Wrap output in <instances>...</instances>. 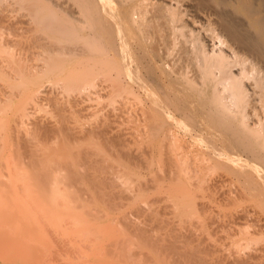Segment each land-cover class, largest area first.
Listing matches in <instances>:
<instances>
[{
  "label": "bare ground",
  "instance_id": "bare-ground-1",
  "mask_svg": "<svg viewBox=\"0 0 264 264\" xmlns=\"http://www.w3.org/2000/svg\"><path fill=\"white\" fill-rule=\"evenodd\" d=\"M45 82L67 99L93 90L129 136L120 120L119 130L105 116L81 122L68 100H55L53 122L28 123L27 105ZM0 160V241H33L25 221L85 201L83 191L88 208L144 201L155 186L188 214L199 195H214L218 186L207 189L220 169L225 239L238 254L229 256L259 264L264 0H0ZM135 169L150 177L142 182ZM176 253L195 264L192 252Z\"/></svg>",
  "mask_w": 264,
  "mask_h": 264
},
{
  "label": "rangeland",
  "instance_id": "rangeland-1",
  "mask_svg": "<svg viewBox=\"0 0 264 264\" xmlns=\"http://www.w3.org/2000/svg\"><path fill=\"white\" fill-rule=\"evenodd\" d=\"M52 86L51 83L45 82L43 86L40 87V92H38L37 96L31 100L30 105H27V112H29L28 123L31 121L42 123L53 122L57 118L54 108L55 100L58 102H65L68 100L69 105L80 112V117L85 115L82 118H86L81 119V122H86L90 119L93 120L94 117L104 119L103 117L105 116L108 121L112 120L111 125L116 130L118 128L120 129L117 122L120 119L115 115V111L111 108L112 106L108 104L105 99H103V102H97L98 99L95 97L97 95H94L96 93L93 92V90L91 91L92 93L90 92L84 95L77 94V96L73 95L71 98L69 97L67 99L66 95L63 97V94L58 93L60 89L56 87L53 88ZM53 98L54 102L52 101ZM92 113H94V115L89 118V114ZM116 122L118 125H116ZM121 122L123 123L122 118L120 120V123ZM120 125L124 127V129L121 128V130H125L123 133L128 137L129 134H127V132L129 129H125L127 124L123 123ZM66 160L71 161L72 157H66ZM81 162H84V160ZM0 163H2V160H0ZM81 167L85 168V166L81 164L80 167L78 166L75 168L80 170ZM155 167H153L154 170ZM13 169L17 171L19 168H16V170L15 168ZM24 169L25 167H23V170ZM0 170V180H2L1 173L5 170L4 167L1 168V165ZM137 170L138 169H135L134 172H141L140 174H144L143 178H139L144 182L145 179H147V174L148 176L150 174L147 173L149 171L146 169ZM64 171L66 172V170ZM155 171L158 173V170ZM80 172L82 173L84 171L81 169ZM215 172H218V174H213L210 180L212 181L214 178V185H212V181L211 188L207 189L212 190L218 186L216 187V191H214V189L212 191L214 195L210 194L206 197L208 192L211 193V191L207 190V194L202 196L204 199L199 195L200 197L195 199V201H198L196 202L198 203L196 205V210L192 206H189L188 209H190V207L193 209H190L191 212L188 211V214L185 210L187 206L183 207L185 210L184 212L182 210L183 208L181 209L183 214L178 212L181 211L180 207L177 206L178 203L174 206L176 201L169 198L165 189H160L155 186L151 187L153 189L152 191L149 190L151 189L149 188L144 193L145 196L148 192L144 201L140 200L139 202L137 201L139 199L133 198L131 200H123L122 202V199L117 198L115 202L108 203L109 206L105 204L107 206L106 208H111L109 210L107 209L108 211H106L105 208H100L104 203L99 201L93 202L94 200L92 201L94 204H87V208L86 203L90 201L88 200L89 202H87V199L83 197H87L86 195H88V192L86 191L87 194H85L84 191L82 193L81 190V193L84 194L82 199L85 201L68 202V205H66V203L62 206L63 208H61L62 204L60 202L62 200H58L56 203L61 204L59 206L61 209H59V207L54 208L52 209L53 212L49 209L47 210L49 211L48 214L47 211L43 213L39 212V214L36 213L38 216L34 215L27 220V222L25 221L24 224L32 225L34 233L35 231L37 233H33V241L26 242L25 244L23 240H18L19 238L13 239L12 241H0V264H176V262L177 264H182L176 253L178 252L179 254L182 250L193 253V256H195V264H236L235 258L233 259L231 258L232 256H229L233 254L234 247H227L228 240L225 239L227 235L226 217L225 210L220 202L222 198L221 191H223L222 188L224 187L219 176L222 170L218 169V171L215 170ZM215 178H217V180L219 179L217 184H215L217 181ZM115 181L116 180H112L111 182L114 184L116 183ZM136 181L137 180H135L134 183ZM80 183H82L81 180ZM83 186L84 185L81 184L82 188ZM111 189L114 191L116 190L112 185ZM131 189L134 191L133 188ZM158 189L162 191H158ZM218 193L221 194V196L217 195ZM132 200L136 203L134 204ZM119 201H121L123 205L121 206L119 204L120 206L118 208L117 203H119ZM54 202L55 201H53V205ZM98 202L100 205L97 204ZM47 203V201H44L43 205L42 202L40 205L45 206L50 204V202L49 204ZM114 204H116L117 207ZM111 205L115 206L113 207L114 212L112 211ZM97 206L100 208L99 211ZM134 206H138V210H136ZM92 207H94L93 210L96 209L95 211H97L98 214L92 210ZM91 210L93 211L92 213ZM104 210L108 212V214H101ZM10 220L13 219L10 218ZM8 221L9 220H6V222ZM4 231H7V225H5L4 220H1L0 217V232ZM24 231V233L27 234V230ZM139 231H143V236L137 234ZM233 238L236 237L233 236ZM257 246L260 248L257 250L258 252H255L258 254L260 260H256V263L259 262V264H264V238ZM234 254L233 257L238 255L237 253V255ZM261 261L263 262L261 263Z\"/></svg>",
  "mask_w": 264,
  "mask_h": 264
}]
</instances>
